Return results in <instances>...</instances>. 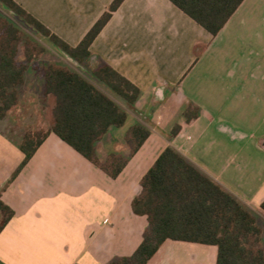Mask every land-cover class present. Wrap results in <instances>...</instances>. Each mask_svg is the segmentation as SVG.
<instances>
[{"label":"crops","instance_id":"obj_1","mask_svg":"<svg viewBox=\"0 0 264 264\" xmlns=\"http://www.w3.org/2000/svg\"><path fill=\"white\" fill-rule=\"evenodd\" d=\"M112 1L15 0L71 47ZM89 51L90 65L109 66L140 92L155 82V103L172 93L166 128L163 117L142 124L150 135L115 179L54 134L13 177L25 134L18 143L0 134V199L14 213L0 232V264H109L132 256L148 228L132 202L167 146L261 216L264 0H244L214 38L168 0H124ZM189 106L199 115L186 124ZM175 113L181 129L170 139ZM198 245L168 240L148 264H215L216 247Z\"/></svg>","mask_w":264,"mask_h":264},{"label":"trees","instance_id":"obj_2","mask_svg":"<svg viewBox=\"0 0 264 264\" xmlns=\"http://www.w3.org/2000/svg\"><path fill=\"white\" fill-rule=\"evenodd\" d=\"M123 1L113 0L75 47L53 34L15 0H0V8L47 39L63 56L81 67L91 66L92 78L132 108L139 89L109 66L96 62L90 65L89 61V47ZM168 1L214 38L244 0ZM24 43L26 62L30 63L42 50L28 47L30 41L22 31L0 15V121L17 105V87L24 83L27 66L18 62L19 47ZM43 79L44 95L54 98L52 123L44 132H29L23 136L19 150L24 159L13 177L46 137L54 134L107 176L117 178L150 131L140 124L134 125L126 136L129 156L115 152L99 159L96 144L111 128L125 125L127 112L92 81L67 67L49 65ZM198 115V108L187 107L183 113L185 123H191ZM180 129V125H176L169 138L175 137ZM140 187L141 192L132 202V211L147 218L148 228L132 256L109 264H148L168 240L216 247L215 264H264V227L258 225L253 212L173 147L167 146L160 154L142 178ZM260 211L264 215V203ZM0 213L1 232L14 214L1 199Z\"/></svg>","mask_w":264,"mask_h":264},{"label":"rangeland","instance_id":"obj_3","mask_svg":"<svg viewBox=\"0 0 264 264\" xmlns=\"http://www.w3.org/2000/svg\"><path fill=\"white\" fill-rule=\"evenodd\" d=\"M0 15L7 18L22 31L25 38L30 41L28 47L30 46L36 48V50H42V52L37 53V55L33 57L30 63H27L24 54L25 43L21 44L19 47L18 62L26 65L27 69L24 74V84L17 87V105L8 112L4 120L0 121V134L2 137L13 143H18L19 136L22 137V135L29 132H44L51 126V110L54 105V98L44 95L43 79V72L49 65L67 67L80 73L97 85L103 92L109 95L121 109L127 112L128 119L125 125L120 128H111L96 144V153L99 159L115 152L121 153L124 156L128 155L130 149L127 151V149H123L122 146L126 145V136L130 128L135 125L137 119L141 125L147 124L149 126H154L159 121V117H163L165 119L163 121L165 124L163 127L164 129L166 128L168 123L166 119L169 118L172 113V109H170V101L173 100L172 93L169 91L167 92L168 102L166 101L162 104L155 103L153 100L155 90L153 88L156 87V83L154 82L149 88H144L142 92H140L137 101L133 107L130 108L120 98L110 94L105 87L92 78L91 66L86 65V68L77 66L63 56L59 50L54 48L47 39L33 32L19 19L13 17L1 8ZM186 109L187 108H185V110ZM177 120L178 118L175 113V118H173L172 121H175L176 125H179ZM98 146L100 150H97ZM255 217L257 218L258 225L264 227V216L262 214L261 216L255 214Z\"/></svg>","mask_w":264,"mask_h":264},{"label":"water","instance_id":"obj_4","mask_svg":"<svg viewBox=\"0 0 264 264\" xmlns=\"http://www.w3.org/2000/svg\"><path fill=\"white\" fill-rule=\"evenodd\" d=\"M68 60H70L71 62H73L74 64H76L77 66H79L77 63H75L74 61H72V59H70L68 56L64 55Z\"/></svg>","mask_w":264,"mask_h":264}]
</instances>
